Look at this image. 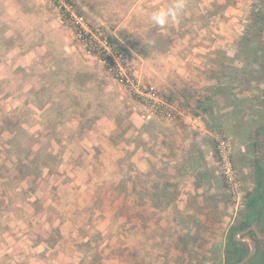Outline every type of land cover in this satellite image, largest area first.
I'll return each mask as SVG.
<instances>
[{
  "label": "rangeland",
  "instance_id": "rangeland-1",
  "mask_svg": "<svg viewBox=\"0 0 264 264\" xmlns=\"http://www.w3.org/2000/svg\"><path fill=\"white\" fill-rule=\"evenodd\" d=\"M173 3L175 0H70L69 4L63 0H0V92L4 91L0 94V251L14 247L13 252L21 254L16 264H225L229 229L244 219L241 208L245 192L255 183V155L262 154L254 134L264 125V45L259 43L264 37L252 25L257 13L261 15L256 9L259 1L183 0L185 8L178 20L154 25L150 14ZM75 20L99 45L107 37H115L119 46L107 52L121 74L117 75L110 58L92 54L100 48L89 50L94 44L88 41L94 40L75 28ZM59 58L72 77L82 72L94 79L80 89L76 82L70 86L90 109L83 128L78 113L74 120L64 115L57 124L50 123L53 115L43 114L49 99L62 102L67 94L61 92L62 86L49 94L48 81H42ZM40 81L44 91L38 94ZM93 84L95 89L88 90ZM149 93L173 107L167 110L169 118L152 113ZM99 104L104 114L96 119L94 115L102 109L93 106ZM198 107H211L213 117ZM129 117L147 121L148 133H168L165 143L174 150L169 155L174 175L165 177L169 192L156 201L165 208L158 206L151 213L154 215H147L145 204L137 203V209L130 211V198L123 195L116 203L122 208L120 215L114 218L109 209L99 227L103 232L88 243H83L81 233L72 242L66 233L38 228L42 211L50 213L44 216L50 223L60 219L59 209L78 205L77 198L68 200L71 191L64 189L58 196L51 193L58 188L50 182L51 174L55 178L60 169L65 176L60 164L74 161L80 165L86 155L100 153V146L85 145L87 151L80 146L92 131L113 129L108 136L111 143L121 133L130 135L135 126ZM19 122H24V130L17 126ZM78 129H82L80 134L75 133ZM136 139L141 144L142 137ZM193 153H198V166H206L209 174L200 182L184 169ZM223 156L235 186L225 176ZM102 165L95 169H107ZM157 178L161 179L160 172ZM102 186V195L109 192L105 204L110 206L114 187ZM124 186L121 182L116 189L122 192ZM146 188L144 181L140 193ZM100 220L94 218L90 226L96 227ZM250 223L264 231L260 219ZM64 234L68 240L52 251L29 250L41 240L54 245ZM13 252L1 255L0 264ZM255 264H264V256Z\"/></svg>",
  "mask_w": 264,
  "mask_h": 264
},
{
  "label": "crops",
  "instance_id": "crops-1",
  "mask_svg": "<svg viewBox=\"0 0 264 264\" xmlns=\"http://www.w3.org/2000/svg\"><path fill=\"white\" fill-rule=\"evenodd\" d=\"M160 66L162 65L160 64ZM3 92L4 91H1L0 94H3ZM128 120L135 126V129L130 135L129 132L125 134L121 133L118 140L114 141L115 143H111L108 140V136L110 133H113V129H101L100 133L92 131L90 132V139H85V137H83L82 139L84 142L80 143V146L83 145L82 147L84 148V150L86 149V151L87 148L85 145L100 146V153H93L94 155H86L84 161L82 163L79 162L80 165L76 164L74 161L72 165L65 163L63 166V164H60V168L65 167V176L62 175L63 171H60V169L59 171H57V176L55 178L53 177V174H51L50 182H54V186L58 185V188L51 193L53 195L57 194L58 196L61 195V191H63L64 189L68 190L69 192L71 191L69 193V197L71 199H69L67 195L66 198H68V200H74V198H77L78 205H72L73 209H71L70 207L59 209L58 215L60 219H58L57 221H51L50 223H47V220L44 219V216L50 213L48 211H42L43 214L41 215V223L37 225L38 228L39 226H42V230H45V232L49 233H51L52 231H61L63 233H66L70 238L69 240L71 241L73 240V237L76 233H81L83 238H85L86 240L84 241L83 239V243H88L89 241H92L93 237L103 232V230H100L99 227L102 226L101 224L102 222H104L105 216L108 213L109 209L112 210L114 218L115 216L118 217L120 215L122 208H118L116 206V203L117 200H121L120 198L121 196L123 197V195L128 194L127 197L130 198V211L137 209V207H135V205L137 206V203L138 206L139 204H145V207L148 210V213L145 212L147 215H154L151 213L153 210H157L156 208L158 206L161 207V210L165 208L163 206V203L159 205L156 204V201L162 200L163 193L169 192L168 188L170 186L169 181L167 180L170 176L174 175V170L171 171L170 168L171 164H173L174 162L169 158L170 153L174 152V150H170L165 143V140L168 137V133H166L167 131H154L153 133H148L147 121H133V119H131L130 117L128 118ZM134 122L136 125L134 124ZM143 136H147L150 143H148V141H145L148 139L144 140ZM137 137H142L141 144L137 142ZM87 140H90L91 142ZM125 152L128 154L127 160H125ZM85 153L87 154L88 152ZM83 155L85 154L83 153ZM195 158H199L198 153L192 154L191 161L189 159L190 165L188 166V168L195 169L196 166H198V162L197 160H195ZM96 165H102L107 169L98 172L95 169ZM186 168L187 166L184 167V169ZM114 172L116 174H114ZM159 172L161 173V179L158 180L157 177ZM143 180L145 181L147 188L143 190L144 193H140V189L144 185ZM121 182L125 183L122 192L116 189V186L118 187ZM106 184L107 186H109V188L114 187V192H112L114 193V201L110 206H107L105 204L106 199H108L109 197V192L108 194L103 193L102 195L101 192L104 190V188H100L104 187L102 185ZM139 208H141V210L143 209V207ZM96 217L100 218L101 222H97L98 224L96 227L90 226V222H92V224L95 223L94 218ZM107 217L109 218L110 214ZM21 221L22 220L18 221V223ZM83 224H85V226H83ZM84 229H86V231ZM89 229L91 231H89ZM66 234L63 235L64 237L58 239V241L54 245H49L45 240H41L35 245H31L29 250L33 252L34 249L41 248L42 251H52V249L54 250L62 245L65 240H68L65 239L67 237ZM105 243L106 241H104L101 246H104ZM14 244H16V246L17 244L21 246V241L18 243L17 240H15ZM13 248L14 247H12V250L8 249L3 253H1L2 251H0V256L9 254V252H13ZM13 254V256L9 255L1 261L5 264H16V262H18L19 255L21 254H17L14 252ZM37 264H40V261Z\"/></svg>",
  "mask_w": 264,
  "mask_h": 264
},
{
  "label": "trees",
  "instance_id": "trees-1",
  "mask_svg": "<svg viewBox=\"0 0 264 264\" xmlns=\"http://www.w3.org/2000/svg\"><path fill=\"white\" fill-rule=\"evenodd\" d=\"M65 3L69 4L70 0H63ZM259 4L256 5L257 12L260 11L261 15L257 13V17H254L253 21V28L256 31H259L260 36L264 37V0H258ZM61 9L64 7H60ZM65 11V8L62 9ZM72 26L74 27V23H71ZM251 29L253 32L254 30ZM249 30H247L248 32ZM251 31V32H252ZM250 32V31H249ZM256 33V32H255ZM258 35V34H256ZM259 36V35H258ZM90 37V36H88ZM254 39V38H253ZM250 41H252V38H250ZM106 45L113 49L119 46L118 41L115 39L113 36H109L105 39ZM259 43L261 45H264V39L260 40ZM93 52V51H92ZM93 55H96L97 52L92 53ZM101 58H104L101 56ZM106 60V59H104ZM64 61L63 59H57L56 63L53 61L52 67H49L48 73L44 74L42 77V81H48V88L47 91L50 94L51 90L53 88H56L58 86H62V91L61 92H67L65 95L64 99L62 102L57 100L56 102L50 101L47 102L48 107H45L43 110V114L47 116L48 114L53 115V120L50 122L51 124H57L61 120H63V116L67 115L66 117L70 116L72 120L76 119L74 118V114L78 113L79 118L78 120H81V128L84 126V122L88 120L90 117L88 116L89 112V107L88 105L83 104L78 95L70 89L71 85H73L75 82L78 85V89L81 87H84L85 84L92 82L94 79L90 80V74L87 75L88 78H86V75H84L82 72L77 73L75 76L72 77V74L70 73V69L68 66L63 64ZM73 78V79H71ZM86 79V80H85ZM42 81L38 83L41 86ZM45 83V82H44ZM95 89L94 84L90 85L88 90L92 91ZM39 90V91H38ZM38 94H40V91H44V88L37 89ZM69 91V92H68ZM73 93H71V92ZM35 92V90L33 91ZM61 92L59 94H61ZM181 94H184L183 91L180 92ZM58 94V95H59ZM54 95V94H52ZM51 96V95H50ZM52 98V97H51ZM262 98H263V103H264V90L262 92ZM100 106V107H99ZM95 109L100 111L101 104L98 106H93ZM57 108V110H56ZM202 111L209 116L210 118L213 117L211 113V107H198V109ZM81 114V115H80ZM95 114V113H93ZM104 114V109H102L101 113L95 114L97 118L102 117ZM83 116V117H82ZM93 116V118H94ZM49 123V121H47ZM24 124V122H19L17 126H20V130H24L21 126ZM206 124V123H205ZM39 126L45 127L41 123H39ZM209 127V125H208ZM210 128V127H209ZM82 129H78L75 131L76 134H80ZM255 137L257 139V149L261 151L262 154L255 155L254 159V184L252 186V189L250 191L245 192V202L242 205V212L244 213V219L238 223L237 226H232L229 229V234L226 238L225 246H224V259H225V264H237L239 263L244 257L249 252V247L247 244L242 243V242H237L235 240V235L240 232L244 231L248 227H251L250 220L254 219H260V221H263L264 224V125L258 127V129L255 130L254 132ZM256 144H254L255 146ZM50 156V157H49ZM52 158L51 155H47V158ZM34 162H38L37 157H34ZM188 171L191 172V174L195 177L196 182H200L202 178H208L209 174L207 173V167H199L196 166L195 169L193 168H186ZM202 173V174H201ZM259 233H263L264 231L258 230ZM249 235L252 237V239L255 242V252L252 256V258L246 263V264H255V261L258 260V258H261L264 256V247L262 241H259L256 239L254 236L253 232H249ZM260 250H262V255L260 254ZM261 255V256H260Z\"/></svg>",
  "mask_w": 264,
  "mask_h": 264
},
{
  "label": "built area",
  "instance_id": "built-area-1",
  "mask_svg": "<svg viewBox=\"0 0 264 264\" xmlns=\"http://www.w3.org/2000/svg\"><path fill=\"white\" fill-rule=\"evenodd\" d=\"M74 23H75V28L79 31V32H81V33H83L84 35H86V36H90V37H88V38H90V39H92V40H94V41H88V44L89 45H91L92 44V42H93V44L94 45H92L91 47H88L89 48V50L92 52V51H95L96 50V48H97V45H98V47L100 48L98 51H97V54H99L100 56H102V57H104V59H106V60H108L109 58V60H111L112 61V63H113V66L115 67V70H116V72H117V75H119V74H121L120 73V70H119V67H118V65H117V62L116 61H114V59H113V56H111L107 51H108V49H111V48H109L107 45H106V42H105V40L104 41H102V44H101V42H100V45L95 41V39H93L92 38V36L91 35H89L86 31H84L83 29H81V24H80V22H78V21H74ZM91 43V44H90ZM112 50V49H111ZM96 54V55H97ZM124 55V54H123ZM125 56V55H124ZM148 96H150V100L152 101V104H153V109H152V113L153 114H155V115H158V116H164V117H167V118H169L171 115H170V111H167V110H174L173 109V107L172 106H170V105H166L161 99H159L156 95H154V94H147ZM148 96H147V98H148ZM223 158V161H224V165H225V176H226V178H227V180H229L230 182V184H232V185H234L235 186V183H234V180H232V178H233V176H232V172H231V167H230V164H229V162L227 161V158L225 157V156H223L222 157ZM234 189H236V188H234Z\"/></svg>",
  "mask_w": 264,
  "mask_h": 264
},
{
  "label": "clouds",
  "instance_id": "clouds-1",
  "mask_svg": "<svg viewBox=\"0 0 264 264\" xmlns=\"http://www.w3.org/2000/svg\"><path fill=\"white\" fill-rule=\"evenodd\" d=\"M184 8L183 0H175V3L169 7L153 11L149 19L154 25L164 26L171 21L178 20Z\"/></svg>",
  "mask_w": 264,
  "mask_h": 264
},
{
  "label": "water",
  "instance_id": "water-1",
  "mask_svg": "<svg viewBox=\"0 0 264 264\" xmlns=\"http://www.w3.org/2000/svg\"><path fill=\"white\" fill-rule=\"evenodd\" d=\"M249 232H253L254 236L256 237V239L262 241L263 243V247H264V232L262 234H260L257 229L253 226L248 227L247 229H245L244 231H240L236 234L235 236V240L237 242H247L249 245V252L246 255V257H244L239 263L237 264H246L253 256L254 252H255V242L252 239L251 236L248 235Z\"/></svg>",
  "mask_w": 264,
  "mask_h": 264
},
{
  "label": "flooded vegetation",
  "instance_id": "flooded-vegetation-1",
  "mask_svg": "<svg viewBox=\"0 0 264 264\" xmlns=\"http://www.w3.org/2000/svg\"><path fill=\"white\" fill-rule=\"evenodd\" d=\"M248 235H249V233H248ZM250 236V235H249ZM260 241V240H259Z\"/></svg>",
  "mask_w": 264,
  "mask_h": 264
}]
</instances>
